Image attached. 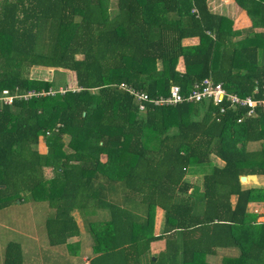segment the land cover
I'll list each match as a JSON object with an SVG mask.
<instances>
[{
    "label": "trees",
    "instance_id": "obj_1",
    "mask_svg": "<svg viewBox=\"0 0 264 264\" xmlns=\"http://www.w3.org/2000/svg\"><path fill=\"white\" fill-rule=\"evenodd\" d=\"M235 1L264 23V0ZM232 23L207 0H0V93L56 90L0 106V208L45 201L48 243L70 251L78 211L96 254L89 264H216L212 255L264 264V222L248 209L264 204V187L240 182L264 175V108L241 122L244 109L218 121L208 101L139 110L118 87L154 98L209 77L251 95L264 84V32L235 40ZM189 37L199 42L184 45ZM32 66L74 72L77 87L59 92L53 79L30 77ZM21 263L8 242L3 264Z\"/></svg>",
    "mask_w": 264,
    "mask_h": 264
},
{
    "label": "crops",
    "instance_id": "obj_2",
    "mask_svg": "<svg viewBox=\"0 0 264 264\" xmlns=\"http://www.w3.org/2000/svg\"><path fill=\"white\" fill-rule=\"evenodd\" d=\"M208 7L212 13L220 14L223 15L229 19L232 20V28L233 30H239L241 32L240 35L235 36V40L243 38V35L247 33L248 30H253V32H264V23H259L255 25V22H253L250 17L247 15L246 11L242 9L235 0H207ZM199 42L198 37H189L185 38L182 40V43L184 45H195ZM34 67H41V66H34ZM177 69L180 71H184V62L183 58H179L178 64H177ZM4 105H11V104H4ZM37 149L40 153H45L47 151V146L44 142L43 139H39V142L37 144ZM214 163L217 164L218 166H223L224 161H222L219 158H212ZM46 171H50L49 167L44 168ZM195 176L192 177V179ZM241 182V181H240ZM244 187H264V175H247V180L244 182H241ZM232 201H235V196H232ZM42 202V201H39ZM39 202H32L28 201L26 202L24 198H21L19 200H16L14 202H11L7 206L0 208V264H3L4 262V251L5 247L8 242L13 241L7 239L6 233L1 229L5 228L7 226L5 223H3V219L8 217V211L10 209H13L15 212L19 213L20 211H25L27 210L28 213H30L31 208H34ZM26 205V206H24ZM32 206V207H31ZM16 207V208H14ZM248 209L251 212H254L258 214V221L264 222V204L261 202H251L248 205ZM159 210L161 213V217L163 216V210L160 207H156V211ZM76 213V214H75ZM31 215L29 216H24V218L32 220L34 215L30 213ZM74 216L76 218V221L78 223L79 229H80V236H75L69 239L67 243H74L73 246V251L72 254L77 252L79 254L78 257L75 255L72 256V254L68 253V246L67 244L63 245H57V246H51V248L54 247H62L60 248V253L57 254V256L54 257V255H51L49 258L53 260L52 264H63L62 259L60 257L64 258L65 261L67 262H72V264H89V261L91 258L96 256L92 252V247L91 249L86 248L85 250L80 249V244H85L84 242L80 241L81 238L85 236V229L83 227V222H82V217L78 213V211H75ZM79 218H77V216ZM18 218V217H16ZM25 220V219H24ZM46 220V219H45ZM162 220V218H161ZM45 222V221H44ZM32 225H35V222L32 223ZM161 225V224H160ZM9 226V225H8ZM8 229H11L10 226ZM41 233L43 234V226L41 228ZM34 231L32 233L26 232L24 236H27L30 239V244L27 245L25 243H22L21 241L17 240L14 242H17L20 245L21 248V254H22V263L21 264H39V251L42 248V245H40V239L37 236V227L33 229ZM157 233V232H155ZM10 238V237H9ZM48 239V238H47ZM79 242V243H76ZM70 250V249H69ZM84 251V252H83ZM65 253V254H64ZM69 254V255H68ZM215 256V255H214ZM217 256V255H216ZM59 260V261H58ZM58 261V262H57ZM61 261V262H60ZM65 264V263H64Z\"/></svg>",
    "mask_w": 264,
    "mask_h": 264
},
{
    "label": "built area",
    "instance_id": "obj_3",
    "mask_svg": "<svg viewBox=\"0 0 264 264\" xmlns=\"http://www.w3.org/2000/svg\"><path fill=\"white\" fill-rule=\"evenodd\" d=\"M118 87L130 93L136 100L139 110H145L146 104L155 106L176 105L182 102H211L217 110L213 112L216 120H220V116L224 115L227 110L244 109L245 114L237 118V122H241L245 117L256 115L257 108H264V84L259 87L255 86L251 95L240 96L237 93L228 91L222 82H216L209 77L195 82L186 93H183L180 85L171 84L169 93L166 96L160 95L150 98L144 91L137 90L125 82H120ZM65 88H58L59 92H64ZM56 90L49 89L46 92H36L34 90L19 92V88H15L11 92L8 88L3 89L0 93V106L4 104H12L15 99H29L31 96H39L45 94H54Z\"/></svg>",
    "mask_w": 264,
    "mask_h": 264
},
{
    "label": "rangeland",
    "instance_id": "obj_4",
    "mask_svg": "<svg viewBox=\"0 0 264 264\" xmlns=\"http://www.w3.org/2000/svg\"><path fill=\"white\" fill-rule=\"evenodd\" d=\"M114 1V0H112ZM81 57V56H78ZM28 75L30 77H36V78H40V79H53L55 83L59 84V86L57 88H65V89H74L76 88V80H75V74L74 72H71L69 70L66 69H61V68H47V67H30L28 70ZM65 140L67 141V137H65ZM260 146V142H256V143H249L248 144V148L249 149H255L257 147ZM102 159L104 160V156H102ZM50 171H46L44 169V175L47 178H50L53 176V170L49 167ZM26 206V205H24ZM32 207V206H31ZM16 208V207H14ZM30 213H32L34 215V217L32 220L26 219L24 218L23 215L25 216H29L31 215L30 213L27 212V210L25 211H20L19 213L15 212L13 209H10V211H8V217H6L5 219H3V223H5L7 226L6 229L5 228H1L7 235V239L9 240H13V241H21L22 243H25L27 245L30 244V239L27 236H24L26 234V232L28 233H32L35 229V227H37V236L40 239V245H42V248L40 249L38 255H39V264H52L53 260L51 258H49L51 255L57 256V254L60 253V248L62 247H54L51 248L52 245H50L48 243V239L47 236L44 232V221L45 219L49 216L50 214V209L47 205V203L44 201L39 202L34 208H31ZM76 214V213H75ZM102 214V211L98 212V217ZM77 218L78 215H76ZM18 217V218H16ZM96 217V215L94 216V218ZM161 213L159 210H155V218H154V227H155V232L159 233L160 232V228H161ZM25 219V220H24ZM35 222V225H32V223ZM10 226L11 229H8V227ZM43 226V234L41 233V228ZM87 232V231H86ZM85 232V236L83 238H81L80 241L84 242L85 244H80V249L85 250L86 248L91 249L88 246L92 247V239L90 237V235L88 233ZM10 237V238H9ZM79 243V242H76ZM68 249V253L72 254V251H70V248ZM84 252V251H83ZM62 255V253H60ZM65 254V253H64ZM68 254V255H69ZM76 256L78 257L79 254L77 252H75L74 254H72V256ZM220 258L221 255H217V256H209L208 257V261L212 262V263H216L219 264L220 262ZM60 259H62V263L64 264H72V262H67L65 261L64 258L60 257ZM59 261V260H58ZM57 261V262H58ZM60 261V262H61Z\"/></svg>",
    "mask_w": 264,
    "mask_h": 264
},
{
    "label": "water",
    "instance_id": "obj_5",
    "mask_svg": "<svg viewBox=\"0 0 264 264\" xmlns=\"http://www.w3.org/2000/svg\"><path fill=\"white\" fill-rule=\"evenodd\" d=\"M246 180H247V176H245V175L240 176V181L241 182H244Z\"/></svg>",
    "mask_w": 264,
    "mask_h": 264
}]
</instances>
